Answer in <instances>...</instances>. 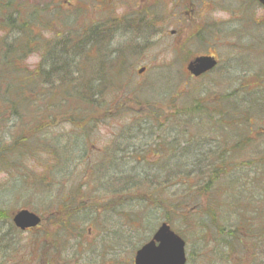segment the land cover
I'll return each mask as SVG.
<instances>
[{
	"label": "rangeland",
	"instance_id": "obj_1",
	"mask_svg": "<svg viewBox=\"0 0 264 264\" xmlns=\"http://www.w3.org/2000/svg\"><path fill=\"white\" fill-rule=\"evenodd\" d=\"M16 1L21 2L25 8L29 7L28 10L35 9L38 15L37 21L31 24L29 33L35 36L40 46L35 52L24 54L22 70L30 72L37 67L41 61L43 44L53 43L54 39L61 35H69L72 40L74 35L77 39L82 38L83 42L79 47H73L74 50H69L73 53L60 54L62 60L65 59L64 64L71 60L70 57L75 56V63L71 60L73 62L71 67L78 63L79 66L82 65L80 68L85 66L84 75L90 83L94 84L97 78H104L103 86L99 85V93L96 91L97 95H93L94 107L91 106L90 111H83L87 107L81 104L77 107L79 110L76 114L72 113L71 117L67 115L66 119L61 120V124L58 123L59 118L49 122L51 131L48 135L52 141L49 140L48 143L51 141V146L54 145L53 141L67 142L70 137L72 138L58 146L68 145L67 148H72L70 151L76 158L74 162L77 163L74 168L76 183L82 181L83 169L88 163L93 164L101 160L103 149L111 145L120 130L133 119L149 111L144 107L145 105H150L152 109L150 114H159V124H165L164 127L167 128L171 124H176V119L172 115L179 111L178 108L193 103L195 98L206 96V100L214 104L219 94L233 91L242 79H247L244 80L245 84H251L255 82L252 78L257 72L264 74L262 72L264 71V24L263 27H259L256 21H253L264 18V8L254 0H180L179 2L158 0L159 4L155 5L154 14L151 16L154 21L153 32L149 33L148 37L151 43L139 47L134 54L141 63H145L147 57L151 59V63L142 70L141 74L138 70L142 64L122 65L119 53L113 51L117 43L128 41L131 35H134V40L131 42H140L143 37L139 38L138 33L112 31L104 37L97 33L95 35L99 37L96 39L97 44L89 43L90 38L84 35L87 26L98 23L99 13L102 12L109 24V14L118 17L121 8L128 4L129 0L101 1L104 2L105 7L104 11L100 12H98L99 0ZM3 12L0 14V24H4L6 20V12L4 10ZM244 15L246 18L242 19ZM235 27L240 28L238 37L234 33ZM4 31L5 28H0V37ZM68 45L67 49H69ZM249 46L250 50H246ZM128 55L126 58H129ZM198 55L215 56L219 59V63L213 71L195 79L188 74L186 65ZM77 72L78 69L74 68L71 77L79 75ZM55 86L56 83H53V92ZM91 91L94 92V89ZM62 102L59 107L66 104V108L62 109L66 112H70L66 110L69 107H72L73 112L79 104L73 97ZM58 112L60 113L57 110L56 113ZM77 112L79 114L85 112L81 126L84 131L81 132L79 126L71 123L73 118L77 119ZM90 120L92 122L86 123ZM259 129L262 130L264 127ZM201 131L206 132V128ZM175 134L176 138H182L178 127L172 132V135ZM75 139L77 140L74 141ZM253 146L256 149H250L251 153H259L264 148L259 142L254 143ZM60 147H54L57 153L63 151ZM50 149L54 151L52 147ZM65 153L69 151L66 149ZM239 154L241 155L228 159L231 164L242 166L237 167L240 175L244 176L239 181L240 184L249 187V190L257 188L258 185L263 186L264 178L260 173L264 157L262 161L258 160L244 166L238 164L247 163L246 160H251L252 157L245 151H240ZM48 163L55 164L57 160L45 154L42 155L41 162L27 163L24 168L27 174L26 177L23 176V181L14 177L15 168L12 169L13 175H8L7 172L0 173V208L9 213L8 220L11 221L14 214L21 209L34 211L41 217L39 226L28 232H20L15 228L10 230L7 222L1 223V234L5 236L0 240V264H133L135 251L150 238L161 222H165L164 215L151 208H141L142 202L130 200L129 204L121 208H103L99 205L98 207L93 205V208L86 207L77 213L69 227H59L56 220L62 216L64 219L68 218L57 208L58 201H61V195L57 192L58 185L53 181L48 189H41L40 185L37 187L40 191L35 192L34 177L40 176L45 167L50 174ZM219 182L220 188L223 190L227 188L226 179H220ZM44 185H47V182ZM68 185L69 183L66 186ZM110 185L111 183L107 186ZM104 192L98 190L96 193L98 196L106 194L103 197V206L106 205L108 196L111 198V194ZM252 196L259 198V192L254 191ZM221 200L224 203L223 197ZM79 201V198H75V203ZM252 203L255 209H261L264 214V207L259 199ZM220 209L223 212L235 210V208ZM244 209L249 211L247 213L249 216L254 214L252 207ZM140 214L143 215L144 222L149 218L155 223L152 232L148 231L152 229L151 226L148 225L147 229L145 223L140 221ZM226 215L231 220L234 218L229 213ZM72 217L70 216L69 219ZM178 218L173 214L169 225L186 238L187 256L189 252L192 253L191 260L187 264H260L251 260L249 252L224 255L225 250L217 245L221 244L222 240L213 231L215 228L208 219L203 220L205 226L201 225L198 213L195 214L194 219L201 227L198 226L196 230L195 225L190 224L192 220ZM263 218L264 216H261V220ZM261 264H264V257L261 259Z\"/></svg>",
	"mask_w": 264,
	"mask_h": 264
},
{
	"label": "trees",
	"instance_id": "obj_2",
	"mask_svg": "<svg viewBox=\"0 0 264 264\" xmlns=\"http://www.w3.org/2000/svg\"><path fill=\"white\" fill-rule=\"evenodd\" d=\"M0 5V14L4 13L3 10L6 12L5 23L0 24V28H5L0 37V173L13 175L12 169L15 168L14 177L23 181V176L26 177L27 174L24 171L27 163L41 162L42 155H51L57 163H48L50 174L45 167L40 176L34 177V185L35 192L40 191L37 189L40 185L41 189H48L53 181L58 185L57 192L61 195V201H58L57 208L68 218L64 219L62 216L56 220L59 227H69L77 213L86 207L99 205L103 208H121L129 204L130 200H137L142 202L141 208L161 212L168 224L175 214L181 220H192L190 224L195 225L196 230L198 226L204 225V219H208L215 228L213 231L222 240L217 245L225 250L224 255L249 252L251 260L261 264L264 257V218L261 220V216L264 214L261 209H255L252 202L259 199L264 207V184L253 190L242 186L239 181L244 176L237 169L242 166L231 164L228 158L241 155L240 151L250 154V149H256L254 143L264 145V129H259L264 127V121L259 122L264 120L263 73L257 72L252 78L255 82L251 84H245L244 80L247 79H242L233 91L219 94L214 104H210L206 96L195 98L193 103L178 108V112H172L176 124L167 128L164 127L165 124H159V114H150V105H145L149 111L120 130L111 145L103 149L101 160L88 163L83 169L82 181L76 183L74 168L77 163L70 151L72 148H67L68 145L60 147L72 138L67 142L53 141L54 145L51 146L49 122L59 118L58 123L61 124V120L66 119L67 115L71 117L72 113L76 114L79 110L77 107L81 104L87 107L83 111H90V107H94V96L99 93V85L103 86L104 78H97L94 84L90 83L84 75L85 66L80 68L82 65L79 66L78 63L71 67L72 61L75 63V56L69 58L72 61L68 60L64 64L65 59L62 60L60 54L73 53L69 50H74L73 47H79L83 42L82 38L77 39L74 35L72 40L69 35H61L53 43L43 44L41 61L37 67L30 72L22 70L24 54L35 52L40 46L35 36L29 33L31 24L37 21L38 15L35 9L28 10L29 7L25 8L16 0H0ZM245 18L246 15L242 19ZM253 21L263 27L264 18ZM94 30L91 29V44L98 43L96 39L99 37L95 36L97 32ZM234 33L238 37L240 28L235 27ZM67 45L69 49L66 48ZM246 50H250V46ZM74 68L78 69L79 75L72 78ZM53 83H56L55 92ZM71 97L76 98L79 104L73 112L72 107L66 109L70 112H66L62 110L66 108V104L60 107L59 104ZM84 115L85 112L78 113L77 119L70 121L80 127V132L84 131L81 128ZM90 122L92 120L86 123ZM176 127L181 139L176 138V134L172 135ZM205 128L206 132L201 131ZM49 140L51 141L48 143ZM55 146L63 151L57 153ZM48 147H52L54 151ZM66 149L69 153H65ZM249 156L252 157L251 160L238 165L246 166L262 161L264 148ZM262 166L260 175L264 178V164ZM51 175L56 177L51 178ZM220 179L227 180V188L224 190L219 186ZM46 182L47 185H44ZM109 183L111 185L107 186ZM98 190L111 194L105 206L102 202L106 194L98 196ZM254 191L259 192V198L252 196ZM222 197L225 199L224 203ZM75 198L80 201L75 203ZM249 207L254 212L251 216L244 209ZM220 208L235 210L223 212ZM197 213L201 225L194 219ZM226 213L234 217L233 221L225 216ZM70 216L73 217L69 219ZM140 216L143 223L144 217L142 214ZM9 217V213L0 208V225L7 222L9 229H14ZM144 223L147 229L148 225L151 226L149 232L155 228V223L149 218ZM178 234L186 242L183 234ZM3 236L5 234H1L0 226V240ZM191 255L189 252L187 263L191 260Z\"/></svg>",
	"mask_w": 264,
	"mask_h": 264
},
{
	"label": "water",
	"instance_id": "obj_3",
	"mask_svg": "<svg viewBox=\"0 0 264 264\" xmlns=\"http://www.w3.org/2000/svg\"><path fill=\"white\" fill-rule=\"evenodd\" d=\"M257 1L264 6V0ZM216 64L217 61L212 56H198L188 63L186 69L197 77L213 69ZM141 72L142 69L138 70V73ZM12 221L17 228L25 230L37 226L40 218L27 209H21L14 214ZM185 263V242L165 222L157 227L150 240L136 250L133 258V264Z\"/></svg>",
	"mask_w": 264,
	"mask_h": 264
},
{
	"label": "flooded vegetation",
	"instance_id": "obj_4",
	"mask_svg": "<svg viewBox=\"0 0 264 264\" xmlns=\"http://www.w3.org/2000/svg\"><path fill=\"white\" fill-rule=\"evenodd\" d=\"M104 0H99L98 2V12L104 11L105 4L101 2ZM130 2L126 4L123 8H121L120 12L117 16H113L109 14V24L107 22L106 17L101 13H99L100 18L97 24H93L87 26L86 31L84 32L88 38L91 40V29L94 28L95 32L99 35H106L108 32L116 31L119 32L122 30L126 32H136L138 33V37H143L140 42H131L134 40V35L129 37V40L124 43H117L113 49L119 53L120 61L122 65L131 66L133 64H137L141 69H145L148 67V64L151 63L150 57H147L144 61L145 63H141V60L138 57H135L134 54L137 52L139 47H143L144 45H148L151 43V40L148 39L149 33L153 32V16L156 6L159 2L158 0H129ZM180 1V0H175ZM68 3V1H66ZM180 7V5H179ZM68 8V7H66ZM137 40V39H135ZM130 41V42H129ZM129 42V43H128ZM129 54V55H128ZM141 54V53H140ZM126 55L129 58H126Z\"/></svg>",
	"mask_w": 264,
	"mask_h": 264
}]
</instances>
